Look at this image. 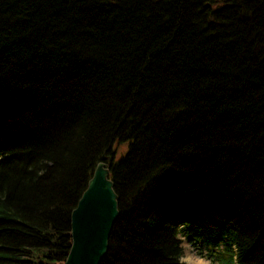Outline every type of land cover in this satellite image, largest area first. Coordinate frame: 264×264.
Instances as JSON below:
<instances>
[{
    "label": "trees",
    "instance_id": "1",
    "mask_svg": "<svg viewBox=\"0 0 264 264\" xmlns=\"http://www.w3.org/2000/svg\"><path fill=\"white\" fill-rule=\"evenodd\" d=\"M103 156L101 264H264V0H0V264H64Z\"/></svg>",
    "mask_w": 264,
    "mask_h": 264
},
{
    "label": "water",
    "instance_id": "2",
    "mask_svg": "<svg viewBox=\"0 0 264 264\" xmlns=\"http://www.w3.org/2000/svg\"><path fill=\"white\" fill-rule=\"evenodd\" d=\"M103 156L71 214L72 245L64 264H101L119 217V196Z\"/></svg>",
    "mask_w": 264,
    "mask_h": 264
},
{
    "label": "rangeland",
    "instance_id": "3",
    "mask_svg": "<svg viewBox=\"0 0 264 264\" xmlns=\"http://www.w3.org/2000/svg\"><path fill=\"white\" fill-rule=\"evenodd\" d=\"M125 147L127 148V145H125ZM182 246H183V256H182L183 261L189 264H212V261L207 256L199 254V252L195 248L193 249V246L184 238H183Z\"/></svg>",
    "mask_w": 264,
    "mask_h": 264
}]
</instances>
